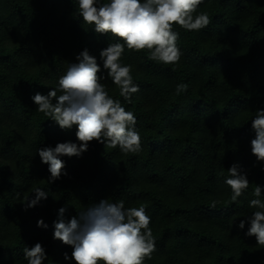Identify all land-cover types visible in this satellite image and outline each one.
I'll return each instance as SVG.
<instances>
[{
    "label": "trees",
    "instance_id": "16d2710c",
    "mask_svg": "<svg viewBox=\"0 0 264 264\" xmlns=\"http://www.w3.org/2000/svg\"><path fill=\"white\" fill-rule=\"evenodd\" d=\"M75 3L0 0V264H27L23 248L37 242L47 254L44 264H75L63 255L71 256L72 248L53 239L58 210L67 206L70 219L107 198L147 206L156 251L145 264H264V249L245 235L249 225L235 226L256 210L249 207L256 185L264 199V162L256 161L250 144L251 119L264 109V0H204L197 14L209 15L207 28L175 26L178 65L151 61L147 50L125 49L121 63L133 66L140 89L132 103L110 78L100 82L135 114L143 150L124 155L92 142L81 157H60L67 175L49 183V166L36 150L78 143L76 128L61 130L31 97L56 88L85 48L100 62L101 49L122 43L83 25ZM180 83L189 87L176 95ZM234 163L250 184L230 203L224 181ZM36 188L47 199L25 210L22 202L34 199ZM40 219L47 228L37 226Z\"/></svg>",
    "mask_w": 264,
    "mask_h": 264
},
{
    "label": "clouds",
    "instance_id": "9594fccd",
    "mask_svg": "<svg viewBox=\"0 0 264 264\" xmlns=\"http://www.w3.org/2000/svg\"><path fill=\"white\" fill-rule=\"evenodd\" d=\"M203 3L204 0H76L75 12L83 25L91 27L96 34L116 37L122 43H109L100 50L102 67L85 48L76 55V62L69 63L56 88H50L47 94L36 92L31 97L36 110L55 121L61 130L67 132L76 128L78 143L66 141L36 150L41 162L49 166V183L67 175L60 157H81L92 142L119 148L124 155L139 154L143 150L135 114L127 111L119 99L110 96L100 81L110 78L119 89V96L132 103L133 95L140 89L133 80V66L121 63L125 49L129 52L147 50L151 61L178 65L182 52L175 26L188 32L207 28L212 23L209 15L197 14ZM102 71L106 77L101 75ZM188 87L187 83L178 84L175 94L186 93ZM251 126L255 132L250 142L251 153L257 162H264V109L255 112ZM227 171L224 182L231 189L229 202L236 203L250 182L235 163ZM33 193L34 199L26 197L22 202L25 210L48 196L42 188L34 189ZM261 195L262 188L256 185L255 198L249 201V207L256 210L235 224L240 230L246 223L249 225L245 235L255 237L258 249H264V199ZM217 203L213 201L211 207L215 208ZM146 207H125L123 200L110 202L107 198L84 207L70 219H65L67 206L61 207L53 222V239L72 248L71 256L67 252L63 255L66 261L73 260L75 264H145L156 251V238ZM37 226L48 227L43 219L37 221ZM23 256L27 264H44L47 259L45 248L39 242L25 246Z\"/></svg>",
    "mask_w": 264,
    "mask_h": 264
}]
</instances>
